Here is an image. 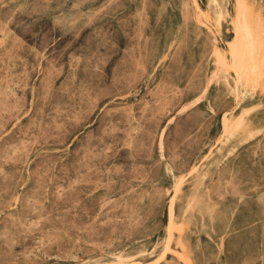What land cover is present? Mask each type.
Listing matches in <instances>:
<instances>
[{
  "label": "rangeland",
  "instance_id": "374dc122",
  "mask_svg": "<svg viewBox=\"0 0 264 264\" xmlns=\"http://www.w3.org/2000/svg\"><path fill=\"white\" fill-rule=\"evenodd\" d=\"M0 264H264V0H0Z\"/></svg>",
  "mask_w": 264,
  "mask_h": 264
},
{
  "label": "bare ground",
  "instance_id": "6f19581e",
  "mask_svg": "<svg viewBox=\"0 0 264 264\" xmlns=\"http://www.w3.org/2000/svg\"><path fill=\"white\" fill-rule=\"evenodd\" d=\"M253 72L256 73L255 71H253ZM251 73H252V72H251ZM256 74H257V73H256ZM258 74H259V73H258ZM245 75H247V74H245ZM245 75H244V76H245ZM247 76H248V75H247ZM241 78H242V77H241ZM244 78H245V77H244ZM239 79H240V78H239ZM256 80H257V79H256ZM248 112H249V111H248ZM251 112H252V111H251ZM244 116H245V115H244ZM242 118H243V117H242ZM239 121H241V119H240ZM236 127H237V126H236ZM237 129H238V128H237ZM237 129H236V130H237ZM236 130H235V132H236ZM246 133H247V132H246Z\"/></svg>",
  "mask_w": 264,
  "mask_h": 264
}]
</instances>
